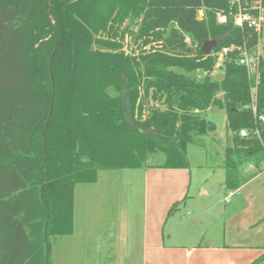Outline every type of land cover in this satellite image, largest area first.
Masks as SVG:
<instances>
[{"label":"trees","instance_id":"obj_1","mask_svg":"<svg viewBox=\"0 0 264 264\" xmlns=\"http://www.w3.org/2000/svg\"><path fill=\"white\" fill-rule=\"evenodd\" d=\"M219 11L234 7L229 0H0V264H50L51 240L73 232L75 185L94 182L98 169L138 168L152 155L163 156L155 167L186 168L187 146L215 130L202 115L210 106L226 111V189L247 182L246 165L264 166V121L250 107L255 80L235 63L236 50L212 78L215 57L201 51L220 37L213 52L242 42L253 48L258 34L230 15L218 23ZM136 12L135 39L156 46L139 58L101 50L116 46L100 34L117 37L115 24ZM255 107L264 115L262 62ZM263 259L264 252L249 264Z\"/></svg>","mask_w":264,"mask_h":264},{"label":"rangeland","instance_id":"obj_2","mask_svg":"<svg viewBox=\"0 0 264 264\" xmlns=\"http://www.w3.org/2000/svg\"><path fill=\"white\" fill-rule=\"evenodd\" d=\"M140 17L141 12H136L125 16L120 24L116 23L114 28L117 29V37L100 34L99 37L116 46H104L101 50L119 51L139 58L142 52L156 46L153 45L154 42L145 44L144 38L135 39ZM260 40L264 41V22L260 30ZM221 74L220 69L214 68L209 75L218 80ZM202 115L214 123L215 130L198 137L197 141L187 146V182L190 181L189 194L194 198L187 197L185 201L178 202L175 212L184 221L183 226L179 224V227L187 230L188 227H184L186 222L196 220L197 224L189 231L194 233L199 230L198 241L201 244L213 242L238 245L253 253L261 252L264 249V166L259 169L252 168L256 175L249 177L250 181L241 189V194L225 201L228 189L224 186V152L231 144L230 133L225 125L226 111L224 106H210ZM162 161V155H152L138 168L98 169L94 182L76 184L73 229L77 234L73 232L58 239L70 238V244H75V252L71 256L73 262L69 259L71 249L60 251L61 246L69 245H63L59 241V244L54 245L59 252L51 250L49 263L86 264V261L95 259L97 255L99 261H102L104 255L101 244L94 239L87 242L88 232L119 226L125 227V232L129 233V229L137 228L140 216L145 210L147 194L144 170L159 168L155 166ZM200 188L207 193L199 194ZM177 235L172 241L180 243L178 238L181 235ZM258 264H264V259Z\"/></svg>","mask_w":264,"mask_h":264},{"label":"crops","instance_id":"obj_3","mask_svg":"<svg viewBox=\"0 0 264 264\" xmlns=\"http://www.w3.org/2000/svg\"><path fill=\"white\" fill-rule=\"evenodd\" d=\"M244 168L242 173L245 176L254 174L252 169L254 167L251 164ZM249 169L252 171L249 172ZM187 174L189 177L186 168H146L144 170L147 190L145 210L140 216L138 227L129 229V233L125 232V227L119 226L114 228L112 226L107 230L101 229L98 232L89 231L86 241L92 242L93 239L98 241L104 257H100L102 261H99L97 255L92 259L94 261L88 260L86 264H249L258 258L264 249L253 253L238 245L213 242L201 244L198 241L199 230L194 233L189 231L197 224L196 220L186 222L184 227L188 229L184 230L179 227V224L183 226V219L177 216L175 211L168 214L169 208L174 203L185 201L187 197L194 198L189 194L190 181L187 182ZM249 181L250 178L247 182ZM245 184L238 188V193L234 196L241 194ZM203 193L206 194L207 191L200 188L199 194ZM73 232L77 234L74 229ZM177 234L181 235L178 238L180 243L172 241L174 236H178ZM58 239L52 240L49 253L51 250L59 252L54 245L59 244L60 241L63 245H69L61 246L60 251L71 249L69 259L73 262L71 256L75 252V244L74 246L70 244V238ZM82 243L84 245V241Z\"/></svg>","mask_w":264,"mask_h":264},{"label":"built area","instance_id":"obj_4","mask_svg":"<svg viewBox=\"0 0 264 264\" xmlns=\"http://www.w3.org/2000/svg\"><path fill=\"white\" fill-rule=\"evenodd\" d=\"M229 3L234 7V12L230 11L228 14L231 17L232 24L239 27H251L258 34V41L253 48L247 46L246 42H242L240 45L231 44L229 46H223L217 51H211L210 54L215 57L214 67L219 69L225 60L228 59V53L236 50L235 63L243 66L247 72L248 79L255 80L254 85H250V97H251V111L257 121H264V115H256L255 107V92L256 84L258 83L259 67L261 62L264 63V41L260 40V30L262 23L264 22V5L263 0H229ZM229 15L224 11H219L215 14L216 21L220 24L226 23ZM204 17V10L199 9L196 13L197 19ZM184 41L190 44L189 36H184ZM239 134L244 136L247 134L245 130H240ZM256 134L258 131L256 130ZM238 193V189L228 190L225 201H229L234 195Z\"/></svg>","mask_w":264,"mask_h":264},{"label":"water","instance_id":"obj_5","mask_svg":"<svg viewBox=\"0 0 264 264\" xmlns=\"http://www.w3.org/2000/svg\"><path fill=\"white\" fill-rule=\"evenodd\" d=\"M224 37L216 38V39H211L206 41L202 46H201V51L204 54H210L213 48L217 45L218 42H220Z\"/></svg>","mask_w":264,"mask_h":264}]
</instances>
